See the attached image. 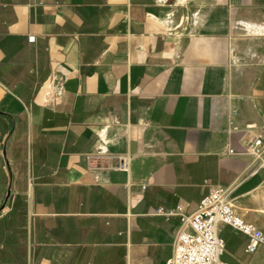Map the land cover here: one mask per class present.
I'll return each mask as SVG.
<instances>
[{"label":"crops","instance_id":"1","mask_svg":"<svg viewBox=\"0 0 264 264\" xmlns=\"http://www.w3.org/2000/svg\"><path fill=\"white\" fill-rule=\"evenodd\" d=\"M213 186L264 264V0H0V264H166Z\"/></svg>","mask_w":264,"mask_h":264},{"label":"built area","instance_id":"2","mask_svg":"<svg viewBox=\"0 0 264 264\" xmlns=\"http://www.w3.org/2000/svg\"><path fill=\"white\" fill-rule=\"evenodd\" d=\"M28 40L33 41L34 36L29 35ZM230 192L228 187L213 186L202 197L194 213L182 216L184 227L176 236L173 253L166 264H223L220 255L224 241L219 234L220 225H228L246 235L245 250L255 251L263 241L262 233L237 213L231 203ZM181 209V205L177 204L169 211L160 207L156 212L179 213Z\"/></svg>","mask_w":264,"mask_h":264},{"label":"rangeland","instance_id":"3","mask_svg":"<svg viewBox=\"0 0 264 264\" xmlns=\"http://www.w3.org/2000/svg\"><path fill=\"white\" fill-rule=\"evenodd\" d=\"M262 233V232H261Z\"/></svg>","mask_w":264,"mask_h":264}]
</instances>
